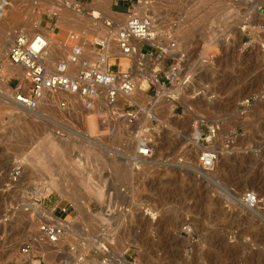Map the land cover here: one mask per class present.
I'll use <instances>...</instances> for the list:
<instances>
[{
    "label": "rangeland",
    "instance_id": "rangeland-1",
    "mask_svg": "<svg viewBox=\"0 0 264 264\" xmlns=\"http://www.w3.org/2000/svg\"><path fill=\"white\" fill-rule=\"evenodd\" d=\"M107 1L101 9L98 0H5L0 8V20L17 16L0 55V264H264V0H132L157 41L176 47L162 62L117 59L137 86L132 101L118 102L136 115L131 127L72 97L65 111L11 105L21 82L7 75L12 35L42 31L54 47L70 32L105 37L125 24L128 8ZM155 68L162 90L176 93L153 86ZM172 68L176 80L162 85ZM200 122L218 128L210 147L225 157L206 174L197 171L206 144L186 141ZM149 136L151 156L134 161ZM247 193L256 198L251 210ZM48 221L63 228L53 243L37 236Z\"/></svg>",
    "mask_w": 264,
    "mask_h": 264
},
{
    "label": "built area",
    "instance_id": "built-area-1",
    "mask_svg": "<svg viewBox=\"0 0 264 264\" xmlns=\"http://www.w3.org/2000/svg\"><path fill=\"white\" fill-rule=\"evenodd\" d=\"M117 3L128 5L127 21L105 37L85 41L81 34L70 32L59 39L57 46L54 47L45 33L14 34L6 59L10 66L21 70L23 75L21 82L12 90L13 103L30 112H35L40 106L48 103H53L59 110L65 111L69 106L66 98L72 97L83 111L95 112L108 116L112 122L122 121L129 127L133 126L136 115L127 113L125 115L124 110L118 107L120 100L129 101L126 97L131 94L134 86L131 79L132 69L128 67L126 71H122L120 60L117 59H129L136 54L135 40L141 43L137 57L152 60L155 56V61L161 59V62L176 46L172 40L161 44L157 41L156 35L151 36L152 20L136 14L132 8V0H116ZM105 26L111 28V23H105ZM109 38L112 47L106 42ZM56 51L63 54L58 57ZM137 65L142 67L141 63ZM114 66L117 67L116 71L112 70ZM152 74L153 86L161 88L159 80L162 78L159 76V69H153ZM15 75L12 79H16ZM177 76V69L172 68L166 75L164 74L162 85H165V82L168 84L174 82ZM148 118L153 119V116ZM202 126L206 134L202 133ZM197 128L201 132L198 142L203 141L206 144L204 150L197 156V167L200 171H211L217 161L218 152L210 145L219 137L218 128L203 125L202 122ZM153 143L154 139L150 136L139 140L138 158L148 159L152 154ZM242 202L246 207L250 205L252 208L256 205V198L253 194L247 193L243 195ZM54 210L48 213V220L52 221ZM60 212L64 213L65 210L62 208ZM51 221L39 223L37 236L42 241L53 243L63 236V228ZM22 252L28 254V249H23Z\"/></svg>",
    "mask_w": 264,
    "mask_h": 264
},
{
    "label": "bare ground",
    "instance_id": "bare-ground-1",
    "mask_svg": "<svg viewBox=\"0 0 264 264\" xmlns=\"http://www.w3.org/2000/svg\"><path fill=\"white\" fill-rule=\"evenodd\" d=\"M98 4L100 5V7L99 8H101L102 9V7H104V4L106 3V0H98ZM107 2H109V0L107 1ZM7 5V3H5V0H0V8H3L4 6H6ZM77 7V6H76ZM75 7V8H76ZM64 12H66V11H64ZM259 12H262L263 13V15H264V8H261L260 9V11ZM67 14H65V15H63V16H65V17H67L66 16ZM100 12H96V11H93V12H91L90 14H89V20H90V22L91 23H96L95 21L97 20V19H99L100 18ZM62 16V17H63ZM88 19V18H87ZM92 19L94 20V22L92 21ZM17 21V16H16V14H14L13 12H10L8 15H6V17L4 18V19H2V20H0V55L2 54V52H3V50H4V48L6 47V43H7V41H6V35H5V33H3L4 32V30L5 29H7V27L9 26V25H11V24H13V23H15ZM25 22V21H24ZM23 22V23H24ZM28 23L29 22H27V24H25V26L27 27V25H28ZM30 24V26H31V23H29ZM29 27V26H28ZM27 27V28H28ZM154 26H153V30H151V36H154L155 34H153V32H154ZM31 34H43V32L42 31H35L34 33H31ZM12 38H13V35H12ZM12 38H11V42H12ZM47 39H48V41L52 44L53 43V38H51L50 36H48L47 35V37H46ZM108 41H106V42H108L109 44H110V47H112V43H111V41H110V38L109 39H107ZM9 42H10V40H9ZM11 44V43H10ZM140 41H138V40H135V42H134V46H135V49H136V54L135 55H133V57H134V59H136V60H138L137 59V51H138V49L140 48ZM58 56V55H57ZM5 57L7 58V53H6V55H5ZM177 57V59L178 60H180V58H181V55H177L176 56ZM7 60V59H6ZM8 64V63H7ZM181 70V69H180ZM7 71H8V74L7 75H11V77L10 78H12V76H14L15 74H20L21 76L23 75V72L21 71V70H19V69H17V68H15V67H12V66H10L9 64H8V67H7ZM137 71V70H136ZM135 73V72H134ZM146 78V77H145ZM134 79L136 80V82H138V85H139V87H142L143 86V84L145 83V79H144V76H142V74H136V76L134 77ZM134 80V81H135ZM135 83V82H134ZM142 85V86H141ZM137 87V86H136ZM135 87V85L133 86V88H132V92H131V94H129V95H127V97H126V99L127 100H129V101H132L133 99L131 98V95H132V93H133V91L134 92H136L137 90L135 89L136 88ZM144 87V86H143ZM161 90H162V88H160ZM262 90H264V88L262 89ZM140 91V90H139ZM138 92V91H137ZM177 92V90L176 89H173L172 91L171 90H162V94H168V93H176ZM140 93V92H139ZM11 105L12 106H16V107H18V108H20L23 112H26V113H31L30 111H28V110H26V109H24V108H21V107H19V106H17L16 104H14L13 103V101L11 100ZM40 107H42V106H40ZM40 107L38 108V110H37V112H41V109H40ZM49 107V106H48ZM147 114L149 113V112H146ZM36 114V113H35ZM38 114V113H37ZM144 116H145V118H147L148 116L149 117H152V115L151 114H148V115H143V118H144ZM159 128H162L161 126H159ZM189 136L187 137V140L186 141H189V143L193 140V139H195V141H198L199 140V138H200V135H201V132H200V130L197 128V125L195 124V126H194V124H193V126H191L190 128H189V134H188ZM192 143V142H191ZM196 143H198V142H196ZM201 147V146H200ZM137 150H139V146H138V149ZM204 150V148L202 149V147H201V150L200 151H203ZM140 153V152H139ZM219 153L220 154H218V160L220 161V158H223V159H225V157H223L224 156V153H223V151H219ZM137 161V160H139L141 163H143V162H147V160L146 159H141V158H138V157H136V159H134V161ZM134 163V162H133ZM222 163V162H221ZM135 164V163H134ZM119 168V167H118ZM124 169V168H123ZM117 170V169H116ZM122 171V170H121ZM198 172H200L201 174L203 173V174H206V172H204V171H200V170H197ZM118 172H119V170H118ZM126 172V171H125ZM123 176V175H122ZM125 176V175H124ZM47 185V184H46ZM250 206V205H249ZM249 206H247L246 207V205L244 206L246 209H248V210H251L250 209V207ZM31 207L33 208V210H37V206H35V205H31ZM42 210V209H41ZM44 212V211H43ZM45 213V212H44ZM46 214V213H45ZM44 214V215H45ZM44 217V216H43ZM46 219H49V216L47 215L46 217H45ZM56 221V220H55ZM122 260V259H121ZM114 264H126L124 261H118V262H114Z\"/></svg>",
    "mask_w": 264,
    "mask_h": 264
}]
</instances>
